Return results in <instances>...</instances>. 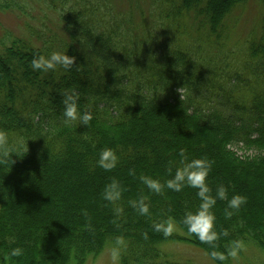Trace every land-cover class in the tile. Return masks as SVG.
Returning a JSON list of instances; mask_svg holds the SVG:
<instances>
[{
    "label": "trees",
    "instance_id": "trees-1",
    "mask_svg": "<svg viewBox=\"0 0 264 264\" xmlns=\"http://www.w3.org/2000/svg\"><path fill=\"white\" fill-rule=\"evenodd\" d=\"M65 39L25 37L0 44V264H86L123 240L119 264H196L168 254L182 242L225 253L234 241L264 251V0L258 27L230 48L239 8L248 0H48ZM53 51L74 57L72 69H31L34 57ZM65 93H78L87 125L64 124ZM111 148L116 167H98ZM242 149V150H241ZM183 152V156L181 155ZM211 165L208 186L227 193L211 209L215 247L182 224L198 210L197 190L160 193L191 160ZM116 181L121 198L108 202ZM246 202L229 217L227 202ZM148 206L141 215L133 207ZM172 221L165 237L154 228ZM23 249L13 258L12 248ZM215 261V260H214ZM215 264H218L215 261Z\"/></svg>",
    "mask_w": 264,
    "mask_h": 264
},
{
    "label": "clouds",
    "instance_id": "clouds-1",
    "mask_svg": "<svg viewBox=\"0 0 264 264\" xmlns=\"http://www.w3.org/2000/svg\"><path fill=\"white\" fill-rule=\"evenodd\" d=\"M74 57H70L66 52L53 51L48 55H40L34 57L31 61V69L35 72H48L55 70L57 67H62L66 70H71L74 64ZM79 94L78 93H65L63 104L64 110L62 113L64 124H71L75 121H80L81 124L87 125L93 119L91 112H80L78 107ZM0 149L4 150L5 156L9 154L8 137L4 132H0ZM183 156V152H181ZM117 155L111 148H104L98 154L97 165L105 172H110L117 165ZM210 163L205 160H191L184 164L183 167H178L175 174L162 185L157 179L142 178L143 182L149 190L154 193H160L162 187L166 186L168 189L180 192L184 187L196 189V195L200 200V205L197 211L186 213L182 219L183 226L186 227L187 232L196 236L203 244L210 247H215V242L218 239V234L215 230L216 217L211 209L215 206L217 199L225 200L227 198L226 190L220 186L216 190L215 196H212L211 190L208 186L207 178L210 170ZM120 185L113 181L104 188L103 198L108 202H115L121 198ZM246 202L245 197L235 195L227 202L225 214L231 216L234 211H238L241 206ZM139 208L141 215L147 214L148 206L141 199L133 203V207ZM157 232H162L165 237L170 236L174 230L172 221H165L154 226ZM115 247L112 254L114 258L120 256V250L123 246V240L117 238ZM242 249L240 241H234L227 251V256L236 257ZM9 255L17 258L23 255V249L16 247L10 250ZM213 260L218 264H224L226 259L225 253H218L212 251L210 253Z\"/></svg>",
    "mask_w": 264,
    "mask_h": 264
},
{
    "label": "rangeland",
    "instance_id": "rangeland-1",
    "mask_svg": "<svg viewBox=\"0 0 264 264\" xmlns=\"http://www.w3.org/2000/svg\"><path fill=\"white\" fill-rule=\"evenodd\" d=\"M128 0H116L118 9L125 10ZM263 7L260 0H248L243 8L236 10L237 20L233 26L227 46L232 48L239 40L245 39L262 16ZM58 13L48 0H0V44L8 43L16 37L31 39L35 44L42 45L36 32H42L43 37L49 39L56 36L55 44L65 39L64 32L58 24ZM236 46V45H235ZM242 150V149H241ZM168 254L179 255L181 260H190L196 264H215L211 255L201 247L182 242L169 243L163 246ZM86 264H119L113 257L112 249L103 250L98 256L88 259ZM232 264H264V251L255 247L246 248L243 254L233 257Z\"/></svg>",
    "mask_w": 264,
    "mask_h": 264
}]
</instances>
